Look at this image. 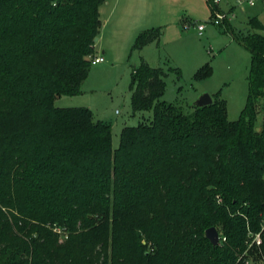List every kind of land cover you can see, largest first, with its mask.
Listing matches in <instances>:
<instances>
[{
  "label": "trees",
  "instance_id": "1",
  "mask_svg": "<svg viewBox=\"0 0 264 264\" xmlns=\"http://www.w3.org/2000/svg\"><path fill=\"white\" fill-rule=\"evenodd\" d=\"M104 2L0 0V264H234L248 232L261 233L249 252L257 260L264 35L232 34L251 56L235 121L219 95L186 113L163 101L167 74L142 60L130 105L152 118L124 127L113 149L110 125L89 109L54 106L82 94ZM248 24L264 31L257 18ZM161 36V28L145 30L132 50ZM211 75L206 63L192 80ZM212 227L225 238L217 247L205 238Z\"/></svg>",
  "mask_w": 264,
  "mask_h": 264
},
{
  "label": "rangeland",
  "instance_id": "2",
  "mask_svg": "<svg viewBox=\"0 0 264 264\" xmlns=\"http://www.w3.org/2000/svg\"><path fill=\"white\" fill-rule=\"evenodd\" d=\"M108 1L111 2V0ZM225 1L227 0H224L219 7L227 12L229 10ZM230 2L233 3L232 0ZM207 5L209 11L200 12L198 21H188L190 23H187L185 30L182 29V23L180 24L179 31L183 35L181 40L177 41L178 33L170 31L167 33L166 41L161 40L159 46L154 43L153 46L147 48L144 52L145 58L141 52L131 50L133 43L129 42L124 31L113 32L112 24L106 29L103 28L100 39L95 44L94 58L105 60V56L100 53V45L103 44L112 50L113 63L111 61H104L100 65L91 63L88 77L81 87L82 94L61 97L54 102V106L56 108L89 109L95 121L110 125L112 148L116 149L122 126H137L140 122H149L152 118L151 112L133 114L130 105L132 72L134 67L143 60L151 68L162 69L167 74L163 101L181 105L186 113L201 95H219L226 102L228 120H237L246 104V79L251 56L232 38V34L236 37L253 33L264 35V31H252L248 24L249 19L257 18L264 26V1L259 0L251 8L243 6L233 9L230 14H234V18L219 26L212 24L210 19L214 11L208 3ZM102 9L104 11L107 8L102 7ZM157 24L156 20L143 23L141 28L144 29H141V32L148 28H157ZM200 24L204 25L202 36L197 34V27ZM179 45L198 49L205 60L199 67L206 63L212 67L210 78L201 82H193L192 77L195 71L190 63L176 51ZM170 48L175 51H170V53ZM176 73H179V76ZM261 120L262 115L259 114L254 124L257 131L260 130ZM66 239L67 236L60 233L58 243L61 245Z\"/></svg>",
  "mask_w": 264,
  "mask_h": 264
},
{
  "label": "crops",
  "instance_id": "3",
  "mask_svg": "<svg viewBox=\"0 0 264 264\" xmlns=\"http://www.w3.org/2000/svg\"><path fill=\"white\" fill-rule=\"evenodd\" d=\"M102 7L107 9H104L103 11ZM204 10L206 13L209 11L205 0H111V2L106 0V2H104L99 8V17L102 25L96 43H98L100 39L99 37L102 29H106L110 24H112L111 29L113 32L115 31L116 33H119L121 30L124 31V34L128 38L129 42L131 41V44H134L136 37L142 31L141 29H144L141 28L142 24L147 23L148 21L156 20L158 23L157 28L162 29V36L158 43L153 42L138 51L139 53L141 52L145 58L146 54L144 52L147 48L153 46L154 43L159 46L161 40L166 41L168 32L171 31L173 33H178L179 38L177 41L181 40L183 35L179 31V28H181L180 24L182 23V29L185 30L188 26L187 23H190L191 21H198L200 18L199 13ZM154 16L156 18H154ZM102 19H104V22H102ZM131 44L129 43L130 47ZM95 48L96 45L94 46V50ZM170 51L174 52L175 50L170 48L169 52ZM176 51L183 57L184 60H187V62L190 63L191 67H193V71L195 72L205 61L198 49L189 48L186 45H179ZM100 53L105 56V60L101 63H104V61H111V63H113L114 56L109 47L101 44ZM101 63L94 65H100ZM124 127L126 126H122L121 130Z\"/></svg>",
  "mask_w": 264,
  "mask_h": 264
},
{
  "label": "built area",
  "instance_id": "4",
  "mask_svg": "<svg viewBox=\"0 0 264 264\" xmlns=\"http://www.w3.org/2000/svg\"><path fill=\"white\" fill-rule=\"evenodd\" d=\"M210 7H212L214 14L213 17L210 19L212 21V24L215 26L222 25L225 21H229L230 19L234 18V14H230L233 9H236L237 7H254L259 0H232L233 3L230 2V0L225 1L226 7L229 11L224 12L219 6L224 2V0H206ZM264 1V0H263ZM204 31V25L200 24L197 27V33L199 36H202V33ZM103 61L102 58H94L92 60V64L101 63ZM262 104L264 106V99L262 101ZM264 229V225L262 226V230ZM248 241L246 243V249L239 253L236 256V260L234 264H264V253L260 252V255L257 260H254L252 256L249 254L250 249L255 246L259 247L262 244L261 240V233H251L248 232L247 234ZM225 241V238H221L219 235V244Z\"/></svg>",
  "mask_w": 264,
  "mask_h": 264
},
{
  "label": "water",
  "instance_id": "5",
  "mask_svg": "<svg viewBox=\"0 0 264 264\" xmlns=\"http://www.w3.org/2000/svg\"><path fill=\"white\" fill-rule=\"evenodd\" d=\"M97 38L94 39V43L97 42ZM212 105V97L209 94L201 95L193 104V106L198 108H204ZM205 238L212 245V247H217L219 245V234L216 228L212 227L205 231Z\"/></svg>",
  "mask_w": 264,
  "mask_h": 264
}]
</instances>
